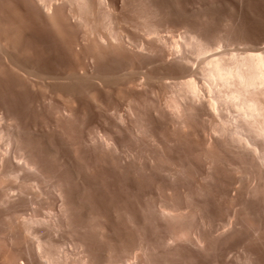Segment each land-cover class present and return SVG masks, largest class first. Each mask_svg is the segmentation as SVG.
I'll list each match as a JSON object with an SVG mask.
<instances>
[{"label": "bare ground", "instance_id": "obj_1", "mask_svg": "<svg viewBox=\"0 0 264 264\" xmlns=\"http://www.w3.org/2000/svg\"><path fill=\"white\" fill-rule=\"evenodd\" d=\"M116 2L115 0H0V62L2 65V67H0V76L9 77V81L13 80L15 84L14 88L20 92H32L35 95H41V91L46 89L43 88V86L47 84H45V82L49 80L52 81V79H56L54 81L60 83L59 87L73 80H77L78 87L81 85V83H78L79 81H82V83L84 82V84L87 83L85 81H89V84L91 83L90 85H85V88H87L86 90L83 89L85 90V93H83L84 95H86V91L88 90V95H86V97H88L86 99L84 95V98L78 97L80 95L82 96V92H80L82 89H78L77 91L74 90L76 88H73L76 84L75 82H73L74 86L71 84L72 87H69L77 92V96H72L70 99V96L68 97L70 90L67 89L68 84L66 83L67 86L65 84L64 86L66 87H62L69 90L66 92V96L69 99L67 98L66 100L65 98L61 101L65 95L60 97L58 94V97L61 98V103L55 102L56 108L53 107L56 109L57 114L54 113L56 116L54 115L55 119H52L56 120V130L58 134L60 133V135H63L60 137L65 136V138L62 139L69 138L71 142L75 138H80L81 148H78V143H76L78 147L74 146V148H72V146L70 147L67 143L69 148H72L71 152L74 149L73 156L69 158L63 157V159L62 154V156H60L61 159H59L56 154L58 149L55 150L56 147H54V145V149L52 147L56 152H52L53 154L51 156H53V158L56 156V158L59 159H57V163L59 168L63 169L60 171L56 170L55 166H50L56 171V183L54 182V185L56 184L55 192L58 203H56V212H52V214L47 213V215H51L48 219L40 217V214L37 215V211L35 210L36 207L34 208L36 213L33 211L34 213L30 215H24L15 208L14 203L18 197H22L26 188H31L33 185L35 186L34 188L37 189L43 180H46L47 183V179L45 178L51 176H49V173L47 174V172H45L47 166L44 164H47V162L45 161L43 163V158L41 157L42 153L36 150L38 146L33 147L35 146L34 142H32L34 144L32 148L27 144L26 139L28 137L25 139V135L33 131L31 127L29 132H27L28 130H24L23 128L24 124L21 126L20 123L17 122L18 115L16 118L15 114L12 115L13 112L11 114L6 112L3 113L6 110L2 112V109H0V139H3V136L6 138L4 142V144L6 143V147L4 146L5 148L0 151V205L5 209H0L4 211V220L3 223L1 221V224L5 231V234H2L3 237L1 236L2 238H0V244L3 243L5 246L4 250H2V248L0 249V264H70V260L67 262V258H69L67 257L68 254H65L61 250L62 248L60 249L59 242H53L50 236V238L45 236L47 235L46 233L44 235L46 238H42L44 236L41 237L39 235L38 228H40V226L42 228L44 225L50 231L56 230L57 233L60 230L66 229V232L74 235L75 241L73 244L78 248L79 252V254L76 255L79 256L75 260V264H191V262L196 263L202 256H209L207 259L212 260V264H261L260 261L262 258L258 261L257 254H254L251 249L244 246L245 244L241 242L240 233V236H238L242 245L239 244L243 247L241 252L238 248L239 253L236 250L237 254L235 253V255H232L231 252L229 253V247L225 249L222 248L226 246L227 241L231 237H234L236 231H239L238 229L242 226L241 224H243L244 221L241 223L242 220L240 219L243 218L232 219L234 217H231L232 220L229 218V221L231 220L229 224L224 221L227 226L223 228V225H221L223 229L219 226L220 230H218V227H215L216 224L212 221V218H210L213 215L217 216L215 209L217 210L218 208H215L213 204L216 203L217 205L218 200L217 202H209L210 198H208V194L213 196V194H211L213 191L210 193V185L221 175H219V172L217 173L218 165L221 163L219 151L221 147H223V149L227 147L228 149L230 144H234L238 147L235 153L236 156L240 158L241 163H249L253 166L254 173L252 172V174V167L250 166H248V168L245 167L243 170V172H246L245 175L249 174L250 182L254 181V179L251 180L253 177H256L258 180L257 182L255 181L256 184H252V182H248L247 184V182H245L247 185V187L245 186L246 195L255 197L263 193L264 49L257 47V49L255 48L249 51L241 50V52L217 49L215 44L219 39L204 38L198 34V30L196 33V30H193V28L190 29L189 33H185L184 37L182 34V40L180 39L181 37L176 40L174 36L173 38L170 36V40L166 39L167 37L164 38L165 35L162 36L160 34V27L158 28L160 23L157 25V23H155L156 21L152 20L155 18V11L151 14L152 12H143V8L142 12H140L141 10L138 11L139 13L136 20L134 19V14L132 18L135 21L132 22L133 24L135 23L137 28L139 27L143 31L145 39L141 37V40L137 39L135 41V36L134 40H132L131 37L130 40L129 33H123L118 25V23L121 25V20L118 22V19L121 18L118 16V13L121 12L119 10H121L122 7L119 10L116 9V7L119 8ZM123 3L121 4L122 6ZM134 10H137L136 7ZM125 17L126 16H124V18ZM26 18L27 20L31 18L33 22L38 21L39 24L47 30L44 29L45 32L49 33V36H51V39H53V42L56 44V46L53 44L55 47L53 54L58 50L61 54L60 57L62 58L63 56L64 59H62L64 61H60L61 65H58L59 67H56L57 69L54 67L56 73L47 71V69L45 70L44 68L46 65L44 64L45 67L42 66L43 62L41 65L43 68L38 66L37 63H41L39 60L43 55L42 47L46 41L44 44H40L37 41L42 36H36L39 38L37 40L35 39L31 32L32 29L27 25ZM124 18L122 19L124 20ZM130 19L131 18L128 20ZM130 21L127 23H130ZM185 31L187 30L185 29L184 32ZM37 32L44 35L41 29ZM43 38L45 37H42L40 40H43ZM46 38L44 40H47ZM48 39L51 40L50 38ZM49 42L50 41L47 40L48 44L46 45L47 47L44 45V49L45 47H50ZM183 48H187L189 51ZM186 51L190 52L194 57H190L188 55L189 53L187 54ZM46 54L47 53H45V55ZM48 55H50V53ZM57 55L58 54H56V56ZM52 56L54 55L51 54L49 58H52ZM60 57H58V59L62 60ZM113 58L118 60V62H120L122 58H124L123 60L128 59V61L131 60L132 64H137V69H129L133 66H129V64L125 62L129 68L127 69L128 71L123 69L125 71L123 72L121 68H125V64H122L121 62L124 63V61H121L120 64L123 65V67L120 65V67L117 68L120 69V72H123L121 77L118 75L121 79L116 74L118 72H114L113 67H116L114 64L112 67L113 71L111 70L110 72L115 73L117 79L119 78L120 80H116L118 82L116 83V87H114V90L116 88L114 92L112 91V87L116 81H112L114 76L113 73H109L107 71L108 68L106 69L107 72H105L104 67V70L102 68L104 72L102 70L100 71L101 68L99 69V67L104 65L97 67V65L107 60L109 61V59L112 61ZM41 59L42 61L44 60V63L47 61L46 59ZM195 60H198L197 64L193 65ZM54 61L56 62V59ZM109 63L110 61L108 64H103L109 66ZM151 63H153L152 65H154V63L159 65L158 63H160L170 69H166L167 71L163 69L160 73L157 72V69V73L155 74L152 72V74L155 75H151V70L148 72L142 69V67H147V65ZM162 65L160 66L161 68H163ZM48 66L50 65H47V67ZM54 66L56 65L54 64ZM110 74L113 75L112 78H109ZM197 75L199 76V80L197 79ZM109 80L113 82V85ZM54 81L52 83H55ZM57 82L56 86L59 84ZM10 83L11 82L7 84ZM52 83L49 84L51 85ZM155 84L158 86L161 85V87L165 89L168 88L169 93L164 94V92L157 95L158 97L161 95L164 96L163 99L159 100L157 96L156 98L158 99L155 98L156 89L158 94L160 93L159 89L162 92V88L158 89V86L154 87ZM12 85L11 83V86ZM47 88L50 89L49 85ZM10 90L12 91V89ZM56 90L58 89L56 88ZM63 90L65 93V89ZM47 91L48 90H45V92ZM14 92H16V90ZM20 92H17V94ZM49 93L48 97H50ZM56 93H58V91H56ZM22 94L25 95V93ZM52 94L51 92L50 95ZM71 94L74 95L75 92ZM114 94L116 96H114ZM33 95L31 96L33 97ZM43 97L42 99H44ZM58 97L56 96V100H58ZM113 97H116V101L121 102L119 103L123 106H121L122 111H118V109L120 110V106L118 109L111 107L110 105H112V103L109 104L110 107H108V101L111 98L114 99ZM49 99H52V97ZM52 100H50V102H52ZM36 103H38V101ZM46 105L45 106L49 108V102L46 103ZM53 105L54 104L50 106ZM114 105H116V103ZM41 106H43L42 108L44 109L45 106ZM18 109L17 107L16 110ZM90 109L96 112L98 110L100 112L99 115L102 114L103 119H101L106 126L104 127L103 125L101 128L102 130L105 128V130L100 131L97 126H101L102 124H97V131H94V128L93 131H86V134L82 131L84 134L82 136L78 134L75 135L72 125L76 119L79 120L82 118V116L79 119L76 118V113L79 111L85 113L84 111ZM224 109L226 111L229 109L230 112H233L230 113L228 111L229 113L227 112V114L225 111L226 115L224 114ZM109 110L110 112H108ZM94 111L92 114L96 115ZM89 112L90 111H88V113ZM204 114H208L209 119H202L201 116ZM229 114L234 115L230 116ZM98 116L97 119H100ZM90 117H92V115H90ZM90 117H88V119ZM95 118L94 116L90 121H97ZM83 119L84 118L81 120L83 121ZM201 119L206 121L202 123ZM28 120L31 119L28 118ZM97 122H99V120ZM200 122L202 126L198 129L197 127ZM79 123L77 124L78 127ZM84 123L85 121L80 123V128H82L81 124ZM90 123L92 124V122ZM87 124L85 123L84 126ZM107 125L110 126V131L108 130L109 128L107 129L108 131H106ZM93 127H95V125ZM155 127L160 128L161 130L159 129V131L165 129L168 132L167 135H164V138L166 139V144L169 142L170 148L177 147L181 152V149H184V146H187L188 143L190 147L188 148L189 153L186 154L185 151L184 154L181 152L182 155L172 156L168 153V149L165 150V146L164 148L158 147V150H154L157 148L154 147V152L152 151L150 154L146 152L148 155L145 153V156L143 154L142 156L140 151V155H137L138 152L134 154L133 152H135V149L132 153L125 151L124 154L122 152L120 147L123 143L120 142L121 144H119L118 142L120 141V137H122L121 132L123 130H129L130 133H127L135 139H138L148 129L151 130V128ZM33 128L36 129L34 126ZM80 128L78 129L81 130ZM46 129L49 131V128ZM40 130L38 135H41ZM76 130L74 131L76 132ZM165 130L163 131L166 133ZM55 132L53 134H55ZM44 133L45 132H43L42 135H44ZM28 134L27 136H29ZM212 135H214V137H211ZM44 136L46 137V135ZM125 136L126 133L124 138ZM35 137L40 139V136ZM57 137L58 136H56V138ZM150 137L153 140L155 138L152 137V134ZM147 138H149V136ZM42 139H40V141ZM53 139H55L54 136ZM67 139L63 141L59 139V141H62L60 144H63ZM76 139L74 140L75 142ZM127 139H129V137ZM38 141H35V143ZM43 141L47 142L46 139L42 140V143ZM49 142H47V144ZM163 142L164 141L159 143ZM143 143L145 144L144 141ZM154 143L155 140L153 144ZM37 144L39 145V143ZM49 146L51 147V145ZM49 146L47 147L50 148ZM50 149L48 150L51 152L52 149ZM79 149L82 150L83 155L81 154L82 152L80 153ZM131 149L133 150V148ZM186 149L187 148H185V150ZM38 150L41 151L40 147ZM125 150H129V147ZM169 150L171 151V149ZM232 150L234 149L232 148ZM78 151L81 155L78 154ZM225 151L227 150L225 149ZM50 152L49 154H51ZM220 152H222V150ZM222 154L223 152L221 155ZM45 155L47 156V154H44V156ZM224 158L223 161H226ZM201 159L205 161L204 163L207 164L208 168L206 167L207 170L203 173L202 169L204 168L201 166L202 162L200 164L202 169H198L201 174H194L193 171L197 168L194 166L195 162H197L195 160ZM44 160L46 159L44 158ZM55 161L53 160V162H51L54 163ZM218 162L220 163L217 165ZM49 163L48 161V164ZM228 163L230 165L229 160L226 166H228ZM193 166L195 167L194 169H192ZM57 167L58 166H56V168ZM3 168L4 170L2 171ZM235 168H237V165ZM224 169H226V167ZM234 172H238V169ZM24 173H29L30 175H24ZM235 174V178H238L236 176L241 174V172L239 171L238 174ZM230 175H232V173H230ZM252 175L253 177L251 178ZM52 176L54 175L52 174ZM8 178L15 179V181L22 179V181L17 185L15 184L16 186L13 187L6 182ZM52 179L54 180V177ZM233 179L234 178L231 180L232 182ZM243 179H245V177H243ZM246 180H248L247 177L245 181ZM231 181L229 183H231ZM237 181L238 179L235 182L237 183ZM220 183L218 182L219 185ZM42 185L44 186V183ZM231 185L229 184V186ZM239 185L241 184L239 183ZM234 186L236 185L234 184ZM233 188L236 190V187H232V189ZM240 188L241 187H239V189ZM52 189H54V187ZM229 189L227 188L228 191ZM30 191L31 190H29V192ZM41 191L43 190H40V192ZM239 191H241V189ZM235 194L237 193L235 192ZM238 195L239 194H237V196ZM241 195L243 194L241 193ZM220 196L221 197H218L219 199L223 198L222 194ZM227 196L225 195L224 197ZM263 196L264 195L258 196V198ZM214 197L215 195L213 199ZM235 197L236 195L233 193L230 196L232 199H229L233 201ZM251 200L253 199L250 198V201ZM237 201L239 202L240 200ZM243 203L244 202L240 204L243 205ZM259 203L257 202L256 205ZM37 206L39 205L37 204ZM249 208L248 206V209ZM258 208L261 209V207ZM262 212L264 214V210ZM247 214L246 211V216H248ZM232 216H234V213ZM250 220L251 219H246L245 221L249 223ZM251 221H253V219ZM115 222L117 224H115L116 227L113 225ZM215 222L217 223V220H215ZM255 224L256 223H254V225ZM249 227H251L250 224ZM3 228L1 227V231H3ZM43 228L41 229L42 231ZM243 228H241V230H244ZM260 228L258 226L254 227L253 234H250L252 231L249 233L251 238L245 235L246 240L243 242L246 243L245 241H247L248 243V241L252 239L254 242L257 241L255 243L262 245L264 240L260 232L264 229L262 228L260 231ZM45 230L44 228V231ZM70 234L69 238L72 236ZM52 235L53 232L51 236ZM64 237L66 238V236ZM26 238H31L32 242H29L27 246L23 247V242H26ZM65 238H63V240ZM131 240H134V244ZM259 245L257 247L258 249H256L257 251L259 250ZM254 246H256V244ZM260 248H263V245ZM136 249L138 252H136L134 256H131L133 260L130 258V261L129 253ZM231 249L232 248H230V250ZM259 256L260 255H258V257Z\"/></svg>", "mask_w": 264, "mask_h": 264}, {"label": "rangeland", "instance_id": "obj_2", "mask_svg": "<svg viewBox=\"0 0 264 264\" xmlns=\"http://www.w3.org/2000/svg\"><path fill=\"white\" fill-rule=\"evenodd\" d=\"M115 1H117L116 2V5L117 6H119V8H117L116 7V9H120L121 7V10H119V11H121L120 13H118V16H120L121 18L120 19H118V22L120 21V23H121V25L118 23V25L120 26V28H121V30L123 31V33H129V39L131 40V38H132V40H134V38H135V36H136V38H135V41L138 39V40H141V37H142V39L144 38L145 39V37L143 36L144 34H143V31L139 28V30H138V28H137V26L135 25V23L133 24V22L136 20V18H137V15H138V11L139 10H141L140 12H142V10H143V12L145 11H147V12H152L151 14H153L154 13V11H155V14H154V16H155V18L154 19H152V20H155L154 22L155 23H157V25H158V28H159V31L161 32L160 34L162 35V36H164V38H166V39H169V38H171L170 36H172V38H173V36H174V39H176V40H178L179 39V37H181L180 39L182 40V34H183V37H184V35H185V33H189L190 32V29H192L193 28V30H196L195 32L197 33V30H198V34H200L202 37H204V38H208V39H219L218 40V42L215 44V46H216V48L217 49H224V50H231V52L233 51V52H241V50L242 51H249V50H253V49H257V47L258 48H263L264 49V0H115ZM135 1V2H134ZM124 2V3H123ZM140 2V3H139ZM123 3V6L121 5ZM132 3H133V5H132ZM138 3V4H137ZM127 6H125V5ZM128 4H129V6H128ZM131 4V5H130ZM138 6H137V5ZM148 4V5H147ZM136 7V9L137 10H134V8ZM139 9H138V8ZM123 8H124V10H123ZM143 8V9H142ZM146 9V10H145ZM149 9V10H148ZM117 10V11H118ZM133 10V11H132ZM152 10V11H151ZM118 11V12H119ZM124 12H126V13H124ZM128 12V13H127ZM134 12V13H133ZM121 13H123V14H121ZM121 14V15H120ZM126 14V15H125ZM134 14H135V20L132 18V17H134ZM124 16H126L125 18H124ZM119 18V17H118ZM122 18H124V20L126 21H124ZM129 18H131L130 20H128ZM128 21H130V23H127ZM158 21V22H157ZM26 22H27V25H28V27L29 28H31L32 30H31V32H32V34H33V36L35 37V39L37 40L40 36H42V37H48V38H50L51 39V36H49V33L48 32H45V28L41 25V24H39V22L38 21H35V22H33L32 21V19L31 18H29L28 20H27V18H26ZM124 22V23H123ZM37 23H38V25H37ZM163 23V24H162ZM40 25H41V28H40ZM161 25V26H160ZM38 26V27H37ZM135 26V27H134ZM38 28H39V30H38ZM40 29L43 31L42 33L44 34V35H41V34H39V32H37V31H40ZM45 29V30H44ZM187 30V31H185L184 32V30ZM37 30V31H36ZM140 30H141V32H140ZM189 30V31H188ZM193 30H191L192 32H194ZM36 31V32H35ZM47 31V30H46ZM45 32V33H44ZM182 32H184V33H182ZM200 32V33H199ZM41 33V32H40ZM140 33V34H139ZM142 33V34H141ZM37 34H39V35H37ZM45 34H47V35H45ZM141 35V36H140ZM36 36H39V37H36ZM209 36V37H208ZM211 36V37H210ZM42 37H40V39L42 38ZM131 37V38H130ZM45 38H43V40L45 39ZM48 38H46L48 41H50L49 42V45H50V47L48 46V48H46L47 46V40H44V42H43V40H40V39H38L37 41L40 43V44H44L45 43V41H46V43L44 44L46 47H45V49L43 48L44 47V45H43V47H42V49H43V55L41 56V58H43V59H46L45 61V63H44V60L42 61V59L40 58V60L39 61H41V63L39 62V63H37L38 64V66H40V68H43L42 66H44L45 67V65H46V67L44 68L45 70L47 69V71H51V72H55L56 71V67H59L58 65H61V63H60V61L61 62H63L64 60V58H63V56H62V58L60 57L61 56V54L58 52V50H56L57 52H55V54H53L54 53V49H55V47L53 46V44L56 46V44H55V42H53V39H51V40H49ZM224 38V39H223ZM40 40V41H39ZM147 40V39H146ZM170 40V39H169ZM180 40V41H181ZM43 43H42V42ZM51 42H52V44H51ZM52 45V46H51ZM214 46V47H215ZM227 47V48H226ZM57 48V47H56ZM47 49H48V51H47ZM184 49V48H183ZM45 50V51H44ZM51 50V51H50ZM184 50H187V51H189L187 48L186 49H184ZM226 50V51H227ZM186 51V53L191 57H194L193 55H191V53L190 52H187ZM47 53L46 55H45V53ZM50 53V55L52 54V55H54V56H52V58H49V56L50 55H48L49 53ZM56 54H58L57 56H56ZM48 55V56H47ZM45 57V58H44ZM58 57H60L62 60H59L58 59ZM49 60H48V59ZM56 59V62L54 61ZM59 60V62H58V60ZM115 58H113L112 59V61H111V59H109V61H110V63H109V66L107 65L108 64V60L106 61V62H102L100 65H97V67H99V66H101V65H104V66H101V67H99V69H100V71L102 70V68L104 67L105 68V70H104V68H103V70L105 71V72H109V73H113V72H110L111 70L113 71V69H114V72H118V73H116L117 74V76L118 75H120V77L122 76V73L123 72H125V71H128L127 69L129 68L128 67V65H126L127 63L129 64V66L130 65H132L133 67H130L129 69H135L136 68V66H137V64H132V62H131V60H129L128 61V59L125 61V60H123L124 58H122L121 60L119 59V58H117V59H119L120 60V62L121 61H124V63L123 62H121L122 64H125V62H127L124 66H125V68L123 67V65H121L120 64V62H118V60H114ZM0 60H1V57H0ZM114 61V62H113ZM197 61L198 60H195L194 61V64L193 65H196L197 64ZM42 62H43V65H42ZM130 62V63H129ZM58 63V64H57ZM103 63H107L106 65H107V67H106V65L105 64H103ZM45 64V65H44ZM51 64H53V65H51ZM54 64L56 65V66H54ZM114 64H115V66L116 67H113L114 66ZM153 63H151V64H148L147 65V67L146 66H144V67H142V69H144V71H148V72H150L149 70H151V75H155L157 72H159L160 73V71L161 70H166V69H170V68H167L166 66H164V65H162V64H160V63H158L159 65H157V63H154V65H152ZM42 65V66H41ZM47 65H50V66H48L47 67ZM110 65H112V66H110ZM117 65H118V67H117ZM120 65H121V67H123V68H121L122 70L121 71H123V72H120L119 70L120 69H117V68H119L120 67ZM162 65V67L163 68H161L160 66ZM0 67H2V65H1V62H0ZM54 67L56 68L55 70H54ZM96 67V68H97ZM112 67H113V69H112ZM108 68V69H107ZM111 68V69H110ZM147 68V69H146ZM151 68V69H150ZM159 68H160V70H159ZM50 69V70H49ZM53 69V70H52ZM98 69V68H97ZM98 69V70H99ZM106 69H107V71H106ZM110 69V70H109ZM125 71H124V70ZM137 69V68H136ZM158 69V70H157ZM102 70V71H103ZM115 70H117V71H115ZM155 70V71H154ZM156 70H157V72H156ZM103 71V72H104ZM167 71V70H166ZM119 72H120V74H119ZM152 72L153 73H155V74H152ZM163 72V71H162ZM161 72V73H162ZM56 73V72H55ZM109 73H107V74H109ZM110 75H111V77H110ZM109 75V78H112V76H113V78H112V81L113 82H115L116 80H119V78L117 79V77H116V75H115V73H113V75L112 74H110ZM197 79L199 80V76L197 75ZM0 78H2V79H0V87L2 88H0V109H2V112H3V110H6V111H4L3 113H9V114H11L12 112V115L13 114H15V117L17 118V115H18V118H17V122H19L20 123V125L22 126L23 124V128H24V130L25 129H27L26 131L27 132H29V130H30V127H31V129L33 130V131H30L29 133L30 134H28V133H26V135H25V139L28 137H30L29 139L27 138L26 140H27V144H29V146L32 148V146L35 144V146H33V147H36V146H38V147H36V150L38 151V152H41L40 154H41V157L43 158V163L46 161L47 162V164L45 163L44 165H46L45 167V172H47V174L49 173V176H51V177H47V178H45V179H47V183H46V180L44 181L43 180V182H41V187L39 186V187H37V189L36 188H34L35 186H33L32 185V187L31 188H26L25 189V191H24V193L22 194V197L20 196V197H18V199L16 200V202L14 203L15 204V208L17 209V211L19 210V211H21V213H23L24 215H30L31 213H36V211H37V215H39L40 217H42V218H45V219H48V217L50 218V216L51 215H49V214H52V212H56V206H57V204L56 203H58V200H57V198H56V189H55V185H54V182L56 183V171L55 170H53L54 168H52V167H50V166H55V169L56 170H62L63 168H59V165H58V160L59 159H61V157L60 156H62V154H63V156H62V158L64 157V158H69V157H71V156H73V151H74V149H73V151L71 152V150H72V148H74V146L76 147H78V144H79V147L78 148H81V140H80V138H75L76 139V142L74 141V140H72V142H71V140L69 139H67V141H64L65 142V144H64V142H63V144L61 143L60 144V142H62L63 140H66V139H62V138H65V136L64 137H60V136H63V135H60V133L58 134V131L56 130V120H53L52 118H54L55 119V114L54 113H56V109H54V108H56V103H61V101L63 100V99H65L66 98V100H67V98L69 97L70 99L72 98V96L74 97H76L77 95V90L79 89H82V90H80V92H82L81 94H82V96L80 95V96H78L79 98L80 97H83L84 98V96H85V99L88 97H86V95H88V90L86 91V95H84L83 93H85V90L87 89V88H85L88 84H89V81H85V82H87V83H85L84 84V82L82 83V81L80 82H78V83H81V85L78 87V85H77V80L76 81H70V82H72V83H67L68 84V87L70 86V87H72V86H74V83L73 82H75L76 84H75V86L73 87V88H75L74 90H76V91H73V88H71L70 89V87L68 88L67 87V89H69V90H67L66 88H64V87H66L67 86V84L66 83H62L63 85H61V87L62 86H64L65 84H66V86H64V87H59L60 86V83L59 82H57V83H59L57 86H56V82L54 81V80H56V79H52V81L51 80H49V81H51V82H49V81H47V82H45V84L47 83L48 85H49V87H50V89L49 88H47V84L45 85V86H43V88H46V89H44V91H41L40 93H41V95H35L34 93H32V92H30V93H26V92H20L19 90H17V89H15L14 88V86H15V84L13 83V80H11V81H9V77H5V76H0ZM4 78H5V81H4ZM9 78V79H8ZM108 78V77H107ZM108 78V79H109ZM116 78V79H115ZM7 79V80H6ZM12 79V78H11ZM121 79V78H120ZM170 80H173V79H170ZM7 81V82H6ZM55 82V83H52V82ZM84 81V80H83ZM111 80H109V82H110ZM120 81V80H119ZM9 82H11L13 85L11 86V83L10 84H7V83H9ZM91 82V81H90ZM113 82H110L112 85H113ZM118 81H116L115 83H114V85H113V87H112V91L114 92V91H116V88H115V90H114V87H116V83H117ZM200 82V81H199ZM49 83H52L51 85L49 84ZM5 84H7V85H5ZM71 84H73L72 86H71ZM87 84V85H86ZM91 84V83H90ZM89 84V85H90ZM3 85V86H2ZM9 85V86H8ZM82 85H84V86H82ZM86 85V86H85ZM4 86H6V87H4ZM155 86H158V85H154V87ZM160 86V87H159ZM158 86V89L159 88H162L161 87V85H159ZM12 87V88H11ZM80 87H83V88H80ZM56 88L58 89V90H56ZM89 88V87H88ZM10 89H12V91L10 90ZM13 89H15L16 90V92H14L15 90H13ZM59 89H60V92H59ZM61 89H62V91H63V94H62V91H61ZM63 89H65V93H64V90ZM83 89H85V90H83ZM163 89H164V91H163ZM43 90V89H42ZM45 90H48L47 92H45ZM67 90V91H66ZM162 90V92L160 91V89H159V94H158V92H157V89L155 90L156 92H155V98H156V96L157 95H160L161 93H164V94H166V93H169L168 91V88H162L161 89ZM167 90V91H166ZM8 91V92H7ZM11 91V92H10ZM56 91H58V93H56ZM69 91V93H68V97L66 96L67 94H66V92H68ZM71 91H73V92H71ZM17 92H20L19 94H17ZM44 92V93H43ZM50 92V93H49ZM51 92L53 93L52 95H50L51 94ZM73 93L74 94V92H75V94L74 95H72L71 93ZM79 92V91H78ZM79 92V93H80ZM7 93V94H6ZM9 93H10V95H9ZM22 93H25V95L24 94H22ZM32 93V94H31ZM47 93V94H46ZM48 93H49V96L50 97H48ZM56 93V94H55ZM78 93V94H79ZM204 93V92H203ZM21 94V95H20ZM27 94V95H26ZM34 94V95H33ZM39 94V93H38ZM60 95V97H62V96H64L62 99L60 98V97H58L59 95ZM62 94V95H61ZM70 94V95H69ZM163 94V95H164ZM14 95V96H13ZM31 95H33V97L31 96ZM84 95V96H83ZM168 95V94H167ZM22 96V97H21ZM44 96V97H43ZM56 96L58 97V100H56ZM114 96H116L115 94H114ZM166 96V95H165ZM29 97V98H28ZM32 97V98H31ZM40 97V98H39ZM42 97L44 98V99H42ZM52 97V99H49V98H51ZM158 97V96H157ZM162 97V98H161ZM163 97L164 96H159L158 98H159V100L160 99H163ZM68 98V99H69ZM114 99H110L111 100V102H110V100L108 101L109 103H108V107H114V108H119V106H120V110L118 109V111H122V109H121V106H122V104H120L121 102L120 101H116L117 99H116V97H113ZM158 98H156V99H158ZM4 99V100H3ZM30 99V100H29ZM37 99V100H36ZM45 99H47V100H45ZM48 99H49V101H48ZM60 99H61V101H60ZM82 99V98H81ZM116 99V100H115ZM6 100V101H5ZM23 100V101H22ZM41 100V101H40ZM50 100H52V102H50ZM116 101V102H114V101ZM1 101H3V102H1ZM38 101V103H36ZM49 102V108L48 107H46V106H48V105H46V103H48ZM40 102V103H39ZM46 102V103H45ZM54 102V103H53ZM56 102V103H55ZM120 102V103H119ZM45 103V104H44ZM112 103V105H110L109 106V104H111ZM116 103V105H114V104ZM117 103H119V104H117ZM2 104V105H1ZM34 104V105H33ZM36 104V105H35ZM38 104V105H37ZM52 104H54L53 106H50V105H52ZM6 105H9V106H6ZM39 105H40V107H39ZM41 105H46L45 107H44V109L42 108L43 106H41ZM11 106V107H10ZM20 106H21V108H20ZM36 106H38V107H36ZM3 107H4V109H3ZM17 107L19 108L18 110H16L17 109ZM30 107V108H29ZM51 107V108H50ZM54 107V108H53ZM123 107V106H122ZM11 108V109H10ZM24 108V109H23ZM29 108V109H28ZM36 108V109H35ZM47 108V109H46ZM10 109V110H9ZM21 109V110H20ZM28 109V110H27ZM40 109V110H39ZM8 110V111H7ZM25 110V111H24ZM37 110V111H36ZM1 111V110H0ZM11 111V112H10ZM23 111V112H22ZM27 111H28V113H27ZM33 111V112H32ZM46 111V112H45ZM52 111H54V112H52ZM88 111H90L89 113H88ZM88 111H84L85 113L87 112L88 114H90V115H92V117H90V115H88L87 113H86V115L88 116V117H90L89 119H88V117L85 115V113H82V111H79V112H77L76 113V118H80L81 116H82V118H84L83 119V121H85V123L87 124L88 122V124L87 125H85L84 126V124H81V127L83 128V126H84V128L82 129V128H80V123H83V121L81 120L82 118H80L79 120H77V122H76V120H75V122H76V124H75V122H74V124H75V126H74V124L72 125L73 127L72 128H74V130H76V132L73 130V133H75V135L76 134H78V135H84L83 133H85L86 134V131H93L94 130V128H95V130L94 131H97L98 129L96 128V126H97V124H102L101 126L99 125V126H97L99 129H100V131H104L105 130V128H103V130H102V128L101 127H103V125H104V127L106 126L104 123H103V121H102V119H103V116H102V114H100L99 115V111L97 110V112L96 111H94V110H92V109H90V110H88ZM94 111V113L98 116V118H100V119H97V116L96 115H94V114H92V112ZM222 111H223V109H222ZM225 109H224V114H226L228 111L230 112V110L229 109H227V111H226V113H225ZM37 112H38V114H37ZM108 112H110V110L108 111ZM228 112V113H229ZM231 112H233V111H231ZM230 112V113H231ZM18 113V114H17ZM21 113V114H20ZM102 113V112H101ZM223 113V112H222ZM227 113V114H228ZM23 114V115H22ZM31 114H33V115H31ZM57 114V113H56ZM226 114V115H227ZM37 117H35V116ZM39 115V116H38ZM55 115V116H54ZM84 115V116H83ZM206 115V116H205ZM230 115V114H229ZM228 115V116H229ZM231 115H234V114H231ZM230 115V116H231ZM51 116V117H50ZM94 116L96 117L95 118V120H99V122H102V123H99V122H97V121H95V122H93V120H91L90 121V119L92 118H94ZM205 116V117H204ZM22 117V118H21ZM48 117V118H47ZM209 117V115L208 114H204V115H202L201 116V118L203 119V118H205L206 120L207 119H209L208 118ZM25 118V119H24ZM28 118L29 119H31V120H28ZM51 118V119H50ZM102 118V119H101ZM201 119V122L202 123H204L205 121H203ZM50 120V121H49ZM88 122H87V121ZM32 121V122H31ZM53 123H52V122ZM81 121V122H80ZM24 122V123H23ZM34 122V123H33ZM46 122V123H45ZM48 122V123H47ZM80 122V123H79ZM90 122H92V124L90 123ZM201 122L198 124V129H200L201 128ZM27 123V124H26ZM29 123V124H28ZM79 123V127L77 126V124ZM44 126H43V125ZM90 124V125H89ZM50 127H49V126ZM55 128V130H54V128L52 127V126ZM55 125V126H54ZM95 125V127H93ZM25 126V127H24ZM33 126L36 128V129H34L33 128ZM45 126H46V128H49V131H48V129H46L45 128ZM27 127V128H26ZM29 127V128H28ZM77 127V128H76ZM200 127V128H199ZM52 128V129H51ZM76 128V129H75ZM78 128H80L81 130H79ZM88 128V129H87ZM91 128H93V129H91ZM109 128V129H108ZM155 128H157V129H155ZM155 128H151V130L153 131V133H152V131L150 130V129H148L145 133H146V135H145V133L141 136V137H139L138 139H135L134 137H132L129 133H130V131L129 130H123L122 132H121V136L122 137H120V141L118 142L119 144H121V143H123V144H121V147L123 148H121L120 147V149L122 150V152L125 154V151H129L130 153H132L133 151H134V149H135V152H133L134 154H137V152H138V154L137 155H140L139 154V151H140V153H141V155L143 154L144 156H145V153L146 152H148V154H150L152 151L154 152V150H158V147H163L164 148V146H165V150L166 149H168L167 151H168V153L169 154H171L172 156H176V155H182V154H184L185 153V151H186V154L187 153H189V151H188V148H190L189 146H188V143H187V146H184V149L182 148L181 149V152H183L182 154H181V152H180V150L176 147V148H174V147H169V145L170 144H168L169 142H167V144H166V139L164 138V135H167L168 134V132L165 130V129H162V131H159V129L160 128H158V127H155ZM41 129V130H40ZM46 129V130H45ZM110 131L111 129H110V126H108L107 125V127H106V131H108V130ZM154 129H155V131H154ZM34 130H35V132H34ZM39 130L41 131V135H38V133H40L39 132ZM51 130V131H50ZM161 130V129H160ZM163 130H165L166 131V133L163 131ZM37 131V132H36ZM48 131V132H47ZM53 131V132H52ZM56 131V132H55ZM80 131V132H79ZM82 131H83V133H82ZM85 131V132H84ZM126 131V132H125ZM148 131H150V132H148ZM33 132V133H32ZM43 132H45L44 133V135H46V137L44 136V135H42L43 134ZM55 132V134H53ZM123 132H125L126 133V136H125V138H124V135H125V133H123ZM127 132H129V133H127ZM154 132H157V133H154ZM50 133H51V136H50ZM80 133H82V134H80ZM163 137H161L159 134ZM165 133V134H164ZM27 134L29 135V136H27ZM31 134H33V135H31ZM48 134H49V138H48ZM152 134V137L154 138V140H155V143L153 144V142H154V140L150 137V135ZM156 134V135H155ZM58 136L57 138H56V136ZM154 135V136H153ZM33 136V137H32ZM35 136H40L39 138L40 139H42V140H44V139H46L47 140V142H49L48 144L49 145H51V147L47 144V142L46 141H43V143H42V140L40 141V139H37V137H35ZM41 136H43V137H41ZM53 136H54V138L55 139H53ZM149 136V138H147ZM129 137V139H131V140H129V139H127ZM160 137V138H159ZM211 137H214V135H212ZM123 140H122V139ZM145 138H146V141H145ZM5 139L6 138H4V136H3V139H0V151H1V149H4L5 147H6V143L4 144V142H5ZM50 139V140H49ZM53 139V140H52ZM59 139L60 140H62V141H59ZM126 139H127V141H126ZM149 139H150V141H151V143H150V141H149ZM158 139H161V140H158ZM29 140V141H28ZM38 141V142H36L35 143V141ZM57 140H58V142H57ZM79 140V141H78ZM141 140V141H140ZM148 140V141H147ZM153 140V141H152ZM70 141V142H69ZM130 141V142H129ZM132 141V142H131ZM135 141H136V144H135ZM139 141V142H138ZM143 141L145 142V144L143 143ZM162 141H164L163 143H164V145H163V143H159V142H162ZM32 142H34V144L32 143ZM46 144H45V143ZM56 142V143H55ZM75 142V143H74ZM80 142V143H79ZM121 142V143H120ZM147 142V143H146ZM37 143H39V145L37 144ZM42 145H41V144ZM70 145V147L72 146V148L70 149L69 148V146H68V144ZM76 143H78L77 145H76ZM128 145H126V144ZM139 143V144H138ZM158 143V144H157ZM171 143V142H170ZM45 144V145H44ZM73 144V145H72ZM157 144V145H156ZM161 144V145H160ZM53 145H54V147H56V149L55 150H57V152L55 151V150H53L54 149V147H53ZM57 145V146H56ZM64 147H63V146ZM66 145V146H65ZM131 145H134V146H131ZM147 145V146H146ZM160 145V146H159ZM5 146V147H4ZM47 146H49L51 149H52V147H53V149L51 150L50 148H48ZM61 146V147H60ZM125 146H127V147H125ZM232 147L234 150H232V148H230V147ZM228 147L231 149H227V147H225L224 149H223V147H221V150H222V152H223V154L221 155V153L222 152H220L219 151V158H220V162H218L217 163V165H218V168H217V173L219 172V175H220V177H218L217 179H216V181L213 183V184H211L210 186H211V190H210V193H211V191H213L211 194H213V196L215 195V197H214V199H213V196H211L210 194H208V198H210V200H209V202H214V201H216L217 202V200H218V202H217V205H216V203H214L213 204V206L215 207V208H218L217 210L215 209V213H216V215L217 216H215V215H213V216H211L210 218H212V221L216 224L215 225V227H218V230H220L219 228L221 227V225H223L222 227L223 228H225L226 226H227V224H225V223H228L229 224V222L232 220V219H235V218H243V219H240V220H242L241 221V223H243V221H244V223L243 224H241L242 226H240L239 227V231H241V232H239V231H236V235L234 234V237H231L228 241H227V243H226V246H224V247H222L223 249H225V248H228L229 247V253L231 252V254L232 255H235V253L237 254V252H236V250L238 251V248H239V251L241 252L242 250L241 249H243V247L241 246L242 244H241V242L243 243V244H245L244 246H246L247 248H249V249H251L253 252H254V254H257V259H258V261H260V259H261V261H260V263L262 264H264V255H263V252L264 251H262V250H264V241H263V243H262V245H263V248H260V247H262V245H259V244H257V243H255V242H257V241H255L254 242V240H252V239H250V241H248V243H247V241H245L246 243H244L243 241L244 240H246V237H248L249 236V238H251V235L250 234H253V228L254 227H256V226H258L259 228L261 227V224H262V227L260 228V231L262 230V228L264 229V214H263V210H264V201H263V199H264V196L263 197H259L260 198V200H259V198H258V196H262V195H264V190H263V193H261V195H259L258 194V196L256 195L255 197L253 196V197H251L250 195H246V193H245V190H246V187H247V185L245 184V182H247V184H248V182L249 183H251L252 182V184L254 183V184H256L255 183V181L257 182L258 180H257V178L256 177H253V175L251 176V180H253L254 179V181H251L250 182V180H249V178H250V176H249V174H246L245 175V171L243 172V170H244V168L246 167V168H248V166H250V167H252V169H251V174H252V172L254 173V168H253V166L252 165H250L249 163L247 164V163H241V160H240V158L238 157V156H236V151L238 150V147L236 146V145H234V144H230ZM235 146H236V148H235ZM39 147H40V150L41 151H39L38 149H39ZM41 147H42V149H41ZM129 147V150H125V149H127ZM137 147V148H136ZM148 147V148H147ZM150 147V148H149ZM154 147H157V148H155L154 149ZM38 148V149H37ZM45 148V149H44ZM50 149L51 150V152L48 150V149ZM125 148V149H124ZM131 148H133V150L131 149ZM141 148V149H140ZM172 148H173V151H172ZM185 148H187L186 150H185ZM35 149V148H34ZM67 149V150H66ZM69 149V150H68ZM138 149V150H137ZM143 149V150H142ZM154 149V150H153ZM169 149H171V151L169 150ZM176 149V150H175ZM225 149L227 150V151H225ZM43 150V151H42ZM61 150V151H60ZM66 150V151H65ZM132 150V151H131ZM149 150V151H148ZM179 150V151H178ZM62 151H64V152H62ZM79 151H80V153L82 152V150L81 149H79ZM79 151H78V154H79ZM166 151V152H167ZM231 151V152H230ZM44 152V153H43ZM47 152V153H46ZM49 152L51 153V154H49ZM54 152H56V154L58 155L57 157L59 158H56V156H55V158H53V156H51L52 154ZM59 152H61V153H59ZM174 153H176V154H174ZM234 153V154H233ZM44 154H47V156L45 157L44 156ZM56 154H54V155H56ZM60 154V155H59ZM82 155H83V152L81 153ZM81 154H79V155H81ZM147 153H146V155H148ZM50 155V156H49ZM142 155V156H143ZM230 155H233V156H230ZM44 156V157H43ZM235 156V157H234ZM224 158V160H226V161H223V158ZM236 157H237V159H236ZM44 158L46 159V160H44ZM51 159V161L53 162V160L55 161V160H57V161H55L54 163H52L51 161H50V159ZM63 158V159H64ZM232 158V159H231ZM47 159H49V160H47ZM222 160V161H221ZM228 160H229V162H230V165H229V163H228V166H229V168H230V170H229V168H228V166H226L227 165V162H228ZM48 161L51 163H49L48 164ZM195 161H197V162H195ZM194 162H195V167H197V168H195L194 166L192 167V169H194L195 168V171H193V173L194 174H201V172H200V170L202 169V167L204 168V169H202V172L204 173L205 172V170H207V164L206 163H204L205 161L204 160H195ZM200 162V163H199ZM203 162V163H202ZM224 164H223V163ZM225 162H226V164H225ZM233 162H234V164H233ZM202 163V164H201ZM239 163V164H238ZM55 164V165H54ZM197 164H198V166H197ZM200 164H201V166H200ZM241 164V165H240ZM244 164V165H243ZM205 165V166H204ZM217 165H216V167H217ZM234 165V166H233ZM237 165V168H235V166ZM240 165V166H239ZM247 165V166H246ZM56 166H58L57 168H56ZM220 166V167H219ZM226 167V169H224L225 167ZM207 167V168H206ZM239 167H241V168H239ZM243 167V168H242ZM206 168V169H205ZM222 168V169H221ZM198 169H200V170H198ZM223 169H224V174L222 173V171H223ZM233 169V170H232ZM237 169H238V172L240 171L241 172V174H238V172H234L235 170L237 171ZM4 170V168L2 169V171ZM49 170V171H48ZM51 170H53V171H51ZM253 170V171H252ZM197 171V172H196ZM199 171V172H198ZM226 171H227V173H226ZM54 175V176H52V174ZM232 173V175H230V173ZM234 172V173H233ZM243 172V173H242ZM249 172V171H248ZM235 173H237L238 175L236 176V177H238V178H235V176H234V174ZM262 175H263V177H264V170L262 171ZM26 173H24V175H25ZM230 175V176H228V175ZM242 174H243V176H242ZM26 175H30L29 173H27ZM218 175V176H219ZM225 175V176H224ZM236 175V174H235ZM245 175V176H244ZM221 176H223V177H221ZM233 176V177H232ZM29 177V176H28ZM54 177V180L52 179ZM243 177H245V179H246V177H247V179L248 180H246L245 181V179H243ZM21 178V177H20ZM225 178V179H224ZM232 178H234L233 179V182L231 181L232 180ZM240 178H242V179H240ZM256 178V179H255ZM219 179V180H218ZM228 179V180H227ZM238 179V181H237V183L235 182L236 180ZM240 179V180H239ZM13 180V181H12ZM53 180V181H52ZM221 180V181H220ZM242 180V181H241ZM20 181H22V179H20L19 181L18 180H16L15 181V179H10V178H8V181L6 180V182L7 183H9V185H11V186H16ZM30 181V180H29ZM227 181V182H226ZM231 181V183H229ZM15 182H17V183H15ZM32 182V181H31ZM218 182L220 183V185L218 184ZM226 182V183H225ZM242 182H244V183H242ZM14 183V184H13ZM44 183V186L42 185ZM49 183H50V185H49ZM223 183V184H222ZM239 183L241 184V185H239ZM16 184V185H15ZM45 184H46V186H45ZM53 184V185H52ZM229 184L231 185V186H229ZM234 184L236 185V186H234ZM216 185V186H215ZM222 185H223V187H224V189H223V187H222ZM226 185V186H225ZM243 185H244V187H243ZM49 186H50V188H49ZM213 186V187H212ZM219 186H221V187H219ZM246 186V187H245ZM44 187V188H43ZM54 187V189H52ZM214 187H216V188H214ZM218 187V188H217ZM229 189V191H231V192H229L228 190H227V188ZM232 187H236V190H234V188L232 189ZM238 187V188H237ZM239 187H241L240 189H241V191H239L240 189H239ZM40 188V189H39ZM245 188V189H244ZM51 189V190H50ZM216 189H217V192H216ZM239 189V190H238ZM29 190H31L30 192H29ZM38 190H39V192H40V190H43V191H41L40 193L38 192ZM46 190V191H45ZM243 190V191H242ZM222 191H223V193H222ZM224 191H226V192H228V193H226V192H224ZM237 193V194H239L238 196H237V194H235V192ZM239 191V192H238ZM26 192H28V193H26ZM36 192V193H35ZM44 192V193H43ZM38 193V194H37ZM46 193V194H45ZM230 193V194H229ZM234 193V195H236V201H235V198L233 199V201L232 200H230V199H232V198H230V196H231V194H233ZM241 193L243 194V195H241ZM222 194V196H223V198H221V199H219L218 197H221L220 195ZM227 196V197H224L225 195ZM210 195V196H209ZM217 195V196H216ZM230 195V196H229ZM244 195H246V196H244ZM35 196V197H34ZM39 196H40V198H39ZM243 198H242V197ZM25 197H27V198H25ZM29 197V198H28ZM38 199H37V198ZM238 197H240V198H238ZM244 197H245V199H244ZM249 197V198H248ZM24 198V199H23ZM225 198V199H224ZM230 198V199H229ZM238 198V199H237ZM250 198H252L253 200H251L250 201ZM258 198V199H257ZM32 199V200H31ZM37 199V200H36ZM227 199V200H226ZM229 199V200H228ZM19 200V201H18ZM237 200H240L239 202L242 204V202H244L243 203V205H241ZM246 200H248V201H246ZM22 201V202H21ZM39 201V202H38ZM41 201V202H40ZM57 201V202H56ZM235 201V202H234ZM246 201V202H245ZM255 201V202H254ZM259 203L258 205H256V203L257 202ZM263 201V202H262ZM36 202V203H35ZM211 202V203H212ZM248 202V203H247ZM230 203H232V204H230ZM237 203V204H236ZM239 203V204H238ZM245 203H247V204H245ZM251 203V204H250ZM263 203V204H262ZM29 204H30V206H29ZM37 204L39 205V206H37ZM17 205V206H16ZM34 205V206H33ZM50 205V206H49ZM232 205V206H231ZM234 205V206H233ZM241 205V206H240ZM245 205H246V207H245ZM261 205V206H260ZM248 206L250 207L249 209H252V210H249L248 209ZM261 207V209H259L258 207ZM2 207V208H1ZM33 207V208H32ZM36 207V208H35ZM37 207H39V208H37ZM235 207H237V208H235ZM34 208H35V210H34ZM50 208V209H49ZM51 208H52V210H51ZM54 208V209H53ZM224 208H226V209H224ZM232 208V209H231ZM235 208V209H234ZM241 208V209H240ZM0 209H4V207L3 206H1L0 205ZM33 209V210H32ZM49 209V210H48ZM259 212H257L256 210ZM5 210V209H4ZM53 210H55V211H53ZM236 210V211H235ZM255 211V213H254V211ZM2 211V212H1ZM34 211V212H33ZM224 211V212H223ZM240 211H241V213H240ZM246 211H247V215L248 216H246ZM249 211H250V213H249ZM4 211L3 210H0V238H2L3 237V235L5 234V231H4V228H3V225L1 224V221H2V223H3V220H4V213H3ZM30 212V213H29ZM220 212V213H219ZM2 213H3V215H2ZM47 213H49L48 215H47ZM233 213H234V216H232L233 215ZM237 213H238V215H237ZM243 213V214H242ZM258 213V214H257ZM262 213V214H261ZM46 214V215H45ZM230 214V215H229ZM240 214V215H239ZM251 214V215H250ZM253 214V215H252ZM2 215V216H1ZM44 215V216H43ZM258 215H260V216H258ZM214 216H215V218H214ZM239 216V217H238ZM224 217V218H223ZM231 217H234V218H232L231 219ZM246 217V218H245ZM2 218V219H1ZM221 218V219H220ZM229 218L231 219L230 221H229ZM253 219V221H249V223H248V221L246 222L245 220L247 219V220H249V219ZM254 218H255V220H256V222H255V220H254ZM257 218V219H256ZM260 218V219H259ZM226 219V220H225ZM215 220H217V223L215 222ZM223 221V223H224V221H225V223L223 224L222 223V221ZM261 220V221H260ZM257 221H258V223H257ZM252 222V223H251ZM248 223V224H247ZM254 223H256L255 225H254ZM116 222L113 224L114 225V227H116ZM249 224H250V226L251 227H249ZM218 225V226H217ZM247 225V226H246ZM254 225V226H253ZM43 226V225H42ZM220 226V227H219ZM225 226V227H224ZM245 226V227H244ZM253 226V227H252ZM1 227L3 228V231H1L2 229H1ZM46 229L45 231H44V228ZM42 228H43V231L41 230L42 228H41V226H40V228H38V233H39V235L42 237V236H44L45 235V233L47 234V235H45V236H47L48 238H50L51 237V240H53V242H59V244H60V249L65 253V254H68V256L67 257H69V258H67L68 259V261L67 262H69V260L71 261V262H69L70 264H75V260L77 259V257L79 256H76L77 254H79V252H78V248L73 244L74 243V235L73 234H70V233H68V232H66L67 230L66 229H63V230H60L59 232H57L56 233V230L54 231H50L48 228H46L45 227V225L43 226ZM221 227V229H223ZM244 227V228H243ZM248 227V228H247ZM241 228H243L244 230H241ZM246 228V229H245ZM252 228V229H251ZM248 229V230H247ZM251 229V230H250ZM50 232H48V231ZM43 232V233H41V232ZM48 233H47V232ZM63 231V232H62ZM249 231V232H248ZM252 231V232H251ZM2 232V233H1ZM52 232H53V235L51 236V234H52ZM251 232V233H250ZM239 233H240V235H239ZM242 233H244V234H242ZM246 233V234H245ZM250 233V234H249ZM3 234V235H2ZM48 234H50V235H48ZM63 234V235H62ZM65 234V235H64ZM69 234L70 235H72V236H70V238H69ZM260 234H262V238H263V240H264V230H262L261 232H260ZM62 235V236H61ZM240 236V239L242 240L241 242H240V239H239V236ZM243 235V236H242ZM245 235H246V237H245ZM2 236V237H1ZM42 237V238H46V237ZM50 236V237H49ZM61 236V237H60ZM64 236H66V238L64 237ZM238 237V238H237ZM244 239H243V238ZM63 238H65L64 240H63ZM69 238V239H68ZM237 238V239H236ZM30 239V240H29ZM232 239V240H231ZM56 240V241H55ZM26 242H23V247H25V246H27L28 244H29V242H32L31 241V238H26V240H25ZM132 242H133V244H134V240H131ZM131 241H130V243H131ZM238 241V242H237ZM252 241V242H251ZM28 242V243H27ZM233 244H232V243ZM236 242V243H235ZM229 243V244H228ZM241 245H240V244ZM73 244V245H72ZM132 244V243H131ZM256 244V246H254ZM62 245V246H61ZM229 245V246H228ZM235 245V246H234ZM241 247H240V246ZM258 245H259V250L257 251L256 249H258L257 247H258ZM239 246V247H238ZM77 248V249H74V248ZM2 248V250H4V248H5V246H4V244L2 243V244H0V249ZM73 248V249H72ZM230 248H232L231 250H230ZM234 248V249H233ZM255 248V249H254ZM64 249V250H63ZM262 249V250H261ZM256 252H255V251ZM234 251V252H233ZM239 251H238V253H239ZM0 252H1V250H0ZM134 252V253H133ZM136 252H138V250L136 249V250H132L131 251V253H129L130 255H129V260H130V258L133 260V257H131V256H134V254L136 253ZM74 253V254H73ZM259 253V254H258ZM74 255H75V257H74ZM258 255H260L259 257H258ZM71 257H74V258H71ZM204 256H202L199 260H197L196 261V263L195 262H191V264H199V263H201V264H212V260H208L207 258L209 257V256H207V257H204ZM73 259H74V262H73ZM205 259V260H204ZM128 260V261H129ZM204 260V261H203ZM206 260H208V261H206ZM131 261V260H130ZM201 261V262H200ZM206 261V262H205ZM210 261V262H209ZM73 262V263H72ZM202 262H205V263H202ZM208 262V263H207ZM257 264V263H256Z\"/></svg>", "mask_w": 264, "mask_h": 264}]
</instances>
